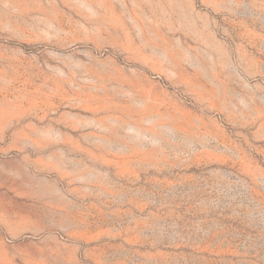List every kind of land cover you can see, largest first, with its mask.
<instances>
[{"label": "rangeland", "instance_id": "374dc122", "mask_svg": "<svg viewBox=\"0 0 264 264\" xmlns=\"http://www.w3.org/2000/svg\"><path fill=\"white\" fill-rule=\"evenodd\" d=\"M0 264H264V0H0Z\"/></svg>", "mask_w": 264, "mask_h": 264}]
</instances>
